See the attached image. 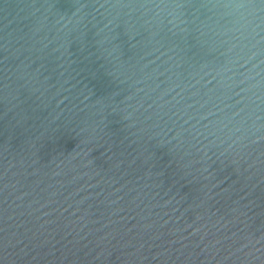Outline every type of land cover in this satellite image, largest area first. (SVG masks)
<instances>
[{
    "label": "water",
    "instance_id": "1",
    "mask_svg": "<svg viewBox=\"0 0 264 264\" xmlns=\"http://www.w3.org/2000/svg\"><path fill=\"white\" fill-rule=\"evenodd\" d=\"M0 264H264V0H0Z\"/></svg>",
    "mask_w": 264,
    "mask_h": 264
}]
</instances>
